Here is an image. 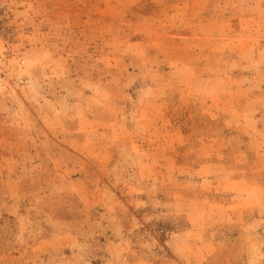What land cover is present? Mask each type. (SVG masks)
Returning a JSON list of instances; mask_svg holds the SVG:
<instances>
[{
  "label": "rangeland",
  "instance_id": "rangeland-1",
  "mask_svg": "<svg viewBox=\"0 0 264 264\" xmlns=\"http://www.w3.org/2000/svg\"><path fill=\"white\" fill-rule=\"evenodd\" d=\"M0 264H264V0H0Z\"/></svg>",
  "mask_w": 264,
  "mask_h": 264
}]
</instances>
